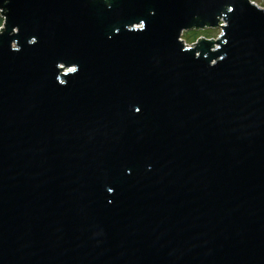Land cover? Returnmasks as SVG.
I'll use <instances>...</instances> for the list:
<instances>
[{
  "label": "water",
  "instance_id": "obj_1",
  "mask_svg": "<svg viewBox=\"0 0 264 264\" xmlns=\"http://www.w3.org/2000/svg\"><path fill=\"white\" fill-rule=\"evenodd\" d=\"M0 14V264H264L263 7L0 0Z\"/></svg>",
  "mask_w": 264,
  "mask_h": 264
},
{
  "label": "rangeland",
  "instance_id": "obj_2",
  "mask_svg": "<svg viewBox=\"0 0 264 264\" xmlns=\"http://www.w3.org/2000/svg\"><path fill=\"white\" fill-rule=\"evenodd\" d=\"M256 4H258L259 6L264 8V0H256ZM221 29L219 28V26H215V27H205L203 29L201 28H192V29H188V30H184L181 34V38H183V40L187 43H192L190 42L194 37L198 36H205L208 38H216V36L220 33ZM197 37V38H198Z\"/></svg>",
  "mask_w": 264,
  "mask_h": 264
},
{
  "label": "snow or ice",
  "instance_id": "obj_3",
  "mask_svg": "<svg viewBox=\"0 0 264 264\" xmlns=\"http://www.w3.org/2000/svg\"><path fill=\"white\" fill-rule=\"evenodd\" d=\"M255 2H256V0H252V3L253 4H255ZM228 11L229 12H232L233 9L232 8H229ZM6 26H7V17L6 16H2V18H0V38H3L5 32L7 31V27ZM136 29L138 31H142V30L145 29V22H144V20H140L139 24L136 25ZM13 30L19 31L18 28L13 29ZM117 31H119V30L117 29ZM13 47H15V46L13 45ZM136 111H140V109L137 108ZM109 191H112V189L109 188Z\"/></svg>",
  "mask_w": 264,
  "mask_h": 264
},
{
  "label": "trees",
  "instance_id": "obj_4",
  "mask_svg": "<svg viewBox=\"0 0 264 264\" xmlns=\"http://www.w3.org/2000/svg\"><path fill=\"white\" fill-rule=\"evenodd\" d=\"M0 18H2V15H1V14H0ZM198 36H199V35H198ZM198 36L194 37L190 42L196 40Z\"/></svg>",
  "mask_w": 264,
  "mask_h": 264
},
{
  "label": "built area",
  "instance_id": "obj_5",
  "mask_svg": "<svg viewBox=\"0 0 264 264\" xmlns=\"http://www.w3.org/2000/svg\"><path fill=\"white\" fill-rule=\"evenodd\" d=\"M219 23L222 24V21H220Z\"/></svg>",
  "mask_w": 264,
  "mask_h": 264
},
{
  "label": "flooded vegetation",
  "instance_id": "obj_6",
  "mask_svg": "<svg viewBox=\"0 0 264 264\" xmlns=\"http://www.w3.org/2000/svg\"><path fill=\"white\" fill-rule=\"evenodd\" d=\"M256 3V2H255Z\"/></svg>",
  "mask_w": 264,
  "mask_h": 264
}]
</instances>
